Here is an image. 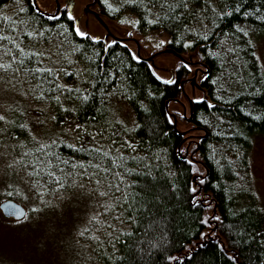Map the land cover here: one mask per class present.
<instances>
[{
    "label": "trees",
    "instance_id": "obj_1",
    "mask_svg": "<svg viewBox=\"0 0 264 264\" xmlns=\"http://www.w3.org/2000/svg\"><path fill=\"white\" fill-rule=\"evenodd\" d=\"M99 1L100 12L110 18H119L125 12L137 15L140 20L136 30L138 33L166 31L169 35L168 48L180 54L192 53L191 61L187 60L192 68L180 64L175 69L173 83L161 81L144 57L137 60L131 55L135 52L139 56L126 42L129 39L112 36L106 40L100 36V40H92L90 36L80 37L76 34L64 5L57 14L58 18L52 19L51 15L40 13L33 0H0V11L11 17V22L16 24L12 28L9 21L0 18V33L11 35L13 39L21 37L20 42L26 49L45 54L34 58L32 63L35 65L42 60V66L56 68L61 72L59 83H77L88 87L87 81H82L81 77H95L94 83L98 90L93 94L94 99L76 114V122L82 123L93 116L101 121L102 113L98 110L106 105L112 110L111 116L107 112L103 116L113 121L118 117L129 125L135 121L140 125L126 135L138 141L136 152L151 162L150 170L156 180L148 182L142 175H133L131 179L138 181L139 187L149 192L159 193L163 190L165 194L160 211L167 217L163 225L170 241L165 250L166 255L178 257L193 247L195 251L192 257L185 258L180 264H234L229 257L230 251L242 257L243 264H264V245L259 243L260 234H264V211L260 210L263 207L256 198L251 168L245 159H250L255 134L264 133V120L256 119L257 115L264 114V93L254 92L252 88L254 84L257 87L264 84V68L256 55V41L264 33V22L255 17H244L234 10L232 15L217 18L215 24L211 23L212 17L209 16L202 21L209 38H199L195 45L185 47L183 41L193 36L186 31L185 26L196 27L200 31L199 18L193 21L191 16L178 19L163 16L160 14L161 0H146L153 8L152 13L128 4L120 6L114 14L108 12L103 2ZM118 1L121 3V0ZM193 2L197 3V0ZM235 2L215 0L221 9L225 4L231 7ZM242 3L248 10L260 8L264 12V0H242ZM202 7V4H197V10ZM21 8L24 10L21 11ZM77 19L75 22L81 26V19L79 22ZM152 20L158 22L152 23ZM237 25L249 31L250 44L249 37L239 32ZM25 29L43 34L28 36ZM113 40L115 44L111 43ZM3 43L12 47L7 41ZM232 48L236 49L234 53L229 51ZM212 52L220 55L213 56ZM63 69H67V73ZM77 72L81 75H76ZM105 75L109 79L101 83ZM202 75L208 78L202 79ZM194 79L205 89L207 97L204 100L191 99L186 116L181 111L171 112L169 103L178 102L184 90L182 85ZM100 87H103L104 92L111 89L116 94L104 99ZM208 101L215 107H209ZM65 103L68 101L65 100ZM50 107L55 109V102ZM125 108L132 112L133 120L129 119V114H123ZM169 116L172 117L171 121ZM51 126L53 122L47 128ZM120 128L116 124V129ZM54 131L55 128L50 130ZM112 139L123 144L120 136H113ZM108 146L111 147L110 144ZM122 150L126 153L129 151ZM57 151L76 155L78 159L83 158L81 154L73 153L64 146H60ZM23 178L28 188L30 180L36 179ZM173 182L177 185L175 190L169 187ZM14 192L8 195L15 196ZM30 192V198L36 199L32 187ZM146 199H151V196ZM156 215L158 213L154 209L152 217L145 216L142 228H147ZM215 216L221 219L216 221ZM205 219L209 220V225L203 223ZM229 225L233 227L229 228ZM237 227L252 233L254 239L241 243L233 230ZM134 231L137 235L125 247L117 244L121 251L131 248L140 238L142 229ZM200 232L207 235L201 237ZM152 235L149 231V236ZM201 240L204 241L203 246L195 247ZM153 259L155 264H177L163 257ZM94 260L96 264H115L106 261L100 252L93 257L92 262ZM125 264H141V258L130 254ZM143 264L148 262L144 261Z\"/></svg>",
    "mask_w": 264,
    "mask_h": 264
},
{
    "label": "snow or ice",
    "instance_id": "obj_2",
    "mask_svg": "<svg viewBox=\"0 0 264 264\" xmlns=\"http://www.w3.org/2000/svg\"><path fill=\"white\" fill-rule=\"evenodd\" d=\"M104 2L108 9L115 10L116 6L109 0H104ZM56 3L59 4L60 0H56ZM198 3L203 6L200 10H197ZM128 4L142 7L147 13L153 11L146 0H121V7ZM64 7L66 15L73 21L72 27L76 34L80 37L90 36L92 40L101 39L100 36L90 35L88 30H82L79 23L75 22V15L67 11L68 5L65 4ZM178 9L183 11L178 12ZM233 10L244 17H255L258 21L264 22V12H261L260 8L246 9L242 0H236L231 7L225 4L222 9L217 7L215 0H197V3L193 0H161L160 4V14L163 16H170L173 19L191 16L193 21L198 18L201 20L200 31H197L196 27L185 26L186 31L193 34L192 38L183 41L185 47L195 45L199 38L204 40L209 38L204 31L203 20L211 16V23L215 24L217 18L232 15ZM58 13L59 8L57 7L52 19H57ZM0 18L9 21L10 27H16V24L11 22V17L2 11H0ZM151 22L157 23L158 21L152 20ZM125 23L139 25L140 20H128ZM236 28L244 36L249 37L248 43L250 44L249 31L240 25ZM24 31L28 36L43 34L27 31V29ZM21 39V37L13 39L11 35L0 33V49H2L0 93L10 91L23 97L31 96L39 103L35 105L36 113L33 115H30L28 110L19 103L0 104V108L3 109L0 110V180L11 178L13 174L19 175L20 172H23L26 177H35L36 179L30 180V183L36 197L32 212L36 215L22 216L21 219H13L12 223L14 225H21L22 221L29 225L36 223L43 233L47 250L67 251L69 239L62 231L61 221L70 214L69 205L73 203V197L79 193L80 196H88L94 208L97 209L90 212L87 220L73 229L71 243L78 246L81 252L86 247L82 241H92L95 242L96 248L100 250V254L106 258V261L115 262V264H125L130 254L139 256L141 264L144 261L148 264H155L153 257H163L166 261H175L177 264L185 258H191L195 251L193 247L178 257L165 254L170 241L168 232L163 227L167 222V217L160 211L164 204L163 190L159 193L149 192L147 189L140 188L138 181L131 179L133 175H142L148 182L156 180V176L150 170L151 162L147 161L146 156L141 157L136 152L138 141L126 135V133H132L140 125L135 121L129 125L118 117L113 121L103 116L105 112L111 116L112 110L106 105L98 110L102 113L101 121H97L93 116L82 123L76 122V114L94 99L93 94L98 90L94 83L95 77L92 79L87 76L81 77L82 81H87L88 87L77 83L72 85L59 83L61 72L54 67L42 66V60L33 65L34 58L45 54L26 49L20 42ZM4 41L10 43L12 47L3 43ZM111 43L115 44L116 41L113 40ZM159 46L158 44L157 47ZM229 51L234 53L236 49L232 48ZM131 55L137 60L141 59L135 52ZM197 55L199 56L200 53ZM212 55L217 56L220 53L212 52ZM181 66L192 68V65L185 61H181ZM62 71L67 73L68 70L63 69ZM76 75L80 76L81 73L77 72ZM201 78L207 79L208 77L202 75ZM108 79V76H103L101 83ZM159 79L165 81L166 78L160 76ZM166 82L173 83L171 80ZM252 88L254 92L264 93V84L258 87L254 84ZM99 91L104 99L116 94L111 89L104 92L103 87H100ZM195 99L204 100L205 97L198 96ZM65 100L68 103H65ZM53 102L56 108L49 111ZM101 103L103 104V101ZM208 105L215 107L211 101H208ZM57 113L62 115H57ZM168 119L171 121L172 117L169 116ZM220 119L222 120L223 117ZM256 119L264 120V114L257 115ZM50 122H54L53 127L58 130L38 134L37 126H47ZM116 124H119L121 128L116 129ZM240 134L243 135V133ZM113 136H120L123 144L113 140ZM103 141L107 143H102ZM252 143L254 144L255 141ZM109 144L111 147L108 146ZM60 146L72 150L73 153L81 154L83 158L78 159L76 155L57 151ZM122 148L129 151L126 153ZM245 159L248 165L253 163L251 159L247 157ZM169 175L174 174L169 173ZM169 187L175 190L177 185L173 182ZM192 190L195 191L194 188ZM148 196H151V199H146ZM154 209L158 215L152 219L147 228H142L143 218L152 217ZM260 210L264 211V209ZM220 219L219 216L214 217L216 221ZM203 223L209 225V220L205 219ZM232 227L229 225V228ZM137 228L142 229L140 238L132 244L131 248L121 251L117 244L125 247L137 235L134 231ZM233 230L241 243L254 239L253 234L245 232L242 227ZM149 231L153 233L152 236H149ZM206 235L204 232L199 233L201 237ZM260 237L259 243L264 245V234H260ZM29 239L27 235H22L18 238V242L23 246L28 243ZM203 243L204 241L201 240L195 247H202ZM229 257L234 264H243L242 257L231 251Z\"/></svg>",
    "mask_w": 264,
    "mask_h": 264
},
{
    "label": "rangeland",
    "instance_id": "obj_3",
    "mask_svg": "<svg viewBox=\"0 0 264 264\" xmlns=\"http://www.w3.org/2000/svg\"><path fill=\"white\" fill-rule=\"evenodd\" d=\"M67 0H60L61 6L66 4ZM89 0H75L77 2L76 16L81 19V29L88 30L90 34L101 36L109 40L110 37H129L134 41L128 42L136 52L139 51L141 57L153 56L155 52L167 48L169 41V35L166 31H153L138 33V25L128 24L125 21L138 20L137 16L132 12H125L120 15L119 18L113 19L108 17L105 13L100 12L99 8H96L101 13L104 23H100L96 16L89 12H84V7ZM105 5L108 12L113 14L121 6L118 0H109L116 7L115 10L107 8L104 0H101ZM217 1V0H216ZM37 3L41 8L47 12H54L57 3L56 0H37ZM94 9V8H93ZM97 12V11H96ZM136 37V38H134ZM151 37V39L149 38ZM163 41V43H161ZM133 42V43H132ZM160 45L157 47V45ZM256 55L262 68H264V33L257 37L256 41ZM38 52V51H37ZM195 52V51H194ZM2 54V49H0ZM191 52L183 53L184 60L191 61ZM7 59V57H5ZM181 57L172 52L165 51L154 57L153 66H155L157 74L167 79L173 77L172 71L175 70L181 64ZM23 78V77H21ZM33 83V82H32ZM34 84V83H33ZM202 96L207 97L206 91L195 80H189L185 83L182 97L178 102H170L169 108L171 112L178 113L189 111V102L195 97ZM19 103L25 107L30 115L36 113L35 105L39 103L34 101L31 96L23 97L22 95L10 91L0 93V104H16ZM0 110H3L0 108ZM52 107H49V111H53ZM126 116L129 114V119L133 120L132 112H129L128 108L123 110V114ZM54 123V122H53ZM49 125V124H48ZM39 126L37 130L39 133L50 132L54 127L51 126ZM58 129L55 128V131ZM255 143L249 154L250 159L253 161L249 167L251 168V179L253 189L256 192V198L259 204L264 209V133H256L254 136ZM23 172L19 175H11V178H5L0 180V203L5 201L6 198H13L17 202H21L28 210L27 216L32 215V207L35 202L34 198H30V188L27 187V182ZM15 189V190H14ZM15 191V196L8 195L9 192ZM71 212L68 216L64 217L61 221L62 231L67 235L69 239V245L67 251L63 250H47L45 247V241L43 233L40 227L33 223L31 225L22 221L21 225H14L13 219L2 218V211H0V264H90L95 258L99 249L96 248L95 242L82 241L86 244L83 252L80 251L78 246L71 243V236L74 234L73 229L86 221L90 212L97 210L94 208L91 200L88 196H80L79 193L76 197H73V203L69 205ZM22 235H27L30 239L28 243L23 246L18 242V238ZM97 261H93L91 264H96Z\"/></svg>",
    "mask_w": 264,
    "mask_h": 264
},
{
    "label": "water",
    "instance_id": "obj_4",
    "mask_svg": "<svg viewBox=\"0 0 264 264\" xmlns=\"http://www.w3.org/2000/svg\"><path fill=\"white\" fill-rule=\"evenodd\" d=\"M33 2L36 5L37 10L40 13H42L43 15L45 14V15L53 16V14L56 13L57 7L59 8V11L61 10V3L57 4V7H56L55 11L50 13V12H47V11L43 10L41 8V6L37 3V0H33ZM66 4L68 5V11L72 12L73 14H75L74 11H75L77 2L75 3V0H67ZM96 5H98L97 0H93V3L87 4V6L84 8V12L92 13L93 15L96 16L97 20H99L100 23L101 22L104 23V20L102 19L101 14L99 12L97 13L94 10H92V7H94ZM79 20H80V18L78 17L77 22H79ZM165 51L172 52L175 55L177 54L178 56L181 57L182 61L187 62L186 60H184L182 54H180L178 52H175L172 49L167 47L163 51L157 52L151 57L144 58L145 60H147L152 65V68H153L154 71L157 69V68H155V66H153L154 64H152L153 60H154V57L157 56L160 53H164ZM138 54H139V51H138ZM139 55L141 56V54H139ZM174 73H175V71L173 70L172 71L173 77L171 79H169V80L172 81L175 78V74ZM183 86H184V84L182 85V87ZM0 211H2L3 216L5 218H7V219H10L11 217L14 218V219H21L22 216H26L28 214V210L26 209V207L21 202L19 203L16 200H13L11 198H9L8 200L2 201L0 203Z\"/></svg>",
    "mask_w": 264,
    "mask_h": 264
},
{
    "label": "flooded vegetation",
    "instance_id": "obj_5",
    "mask_svg": "<svg viewBox=\"0 0 264 264\" xmlns=\"http://www.w3.org/2000/svg\"><path fill=\"white\" fill-rule=\"evenodd\" d=\"M97 2H98V4H100V1H99V0H97ZM91 3H93V0H89V1L87 2V4H91ZM87 4H86V6H87ZM97 6H98V5H97ZM96 8H97V7H94L93 10H94L95 12H96V11L98 12V10H97ZM77 16H78V14H77ZM77 16H76V18H77ZM136 16H137V15H136ZM118 38H120V39H121V38H123V39H129V37H125V36H124V37H118ZM132 39H133V38H131L129 41H126V42H130ZM132 41H134V40H132ZM132 43H133V42H132ZM186 115H187V114H186ZM10 219H13V218L11 217ZM10 219H9V220H10Z\"/></svg>",
    "mask_w": 264,
    "mask_h": 264
}]
</instances>
